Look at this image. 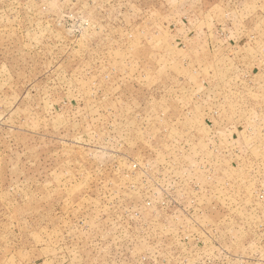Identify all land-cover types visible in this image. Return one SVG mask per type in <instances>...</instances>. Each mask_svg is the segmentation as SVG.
Wrapping results in <instances>:
<instances>
[{
  "label": "rangeland",
  "instance_id": "1",
  "mask_svg": "<svg viewBox=\"0 0 264 264\" xmlns=\"http://www.w3.org/2000/svg\"><path fill=\"white\" fill-rule=\"evenodd\" d=\"M0 264H264V0H0Z\"/></svg>",
  "mask_w": 264,
  "mask_h": 264
}]
</instances>
